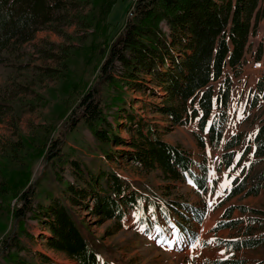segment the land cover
<instances>
[{"label": "trees", "instance_id": "16d2710c", "mask_svg": "<svg viewBox=\"0 0 264 264\" xmlns=\"http://www.w3.org/2000/svg\"><path fill=\"white\" fill-rule=\"evenodd\" d=\"M116 1L0 0V75L7 73L6 79L15 85L9 93L0 90V114L19 110L21 115L20 107L35 110L40 102L46 107L57 99L53 116L67 120L69 133L86 129L96 141L89 163L75 150L65 149L66 133L52 140L54 126L46 124L34 126L31 137L19 130L16 140L0 147V231L6 232L10 219L15 223L2 240L0 264H37V256L50 259L29 245L36 238L26 227L28 218L47 227L49 248L78 264H113L101 257L103 250L115 249L93 234L77 206L98 223L121 221L131 209L143 220L149 219L148 211L166 217L171 212L182 233L192 236L207 215L206 203L193 202L185 187L192 183L194 192L209 190L208 161L194 159L190 149L166 141L151 122L138 118L132 104L128 107L127 89H135L145 74L152 75L167 93L157 111L173 126L195 123L198 130L192 134L201 147L221 148L232 88L227 68L237 76L244 67L264 16L261 0H138L122 30L112 37L108 16ZM74 22L83 31L93 29L90 42L85 34L78 35V44L62 49L57 66L30 68L32 58L23 46L40 30L63 31ZM261 55L260 46L257 57ZM47 78L53 81L44 94L39 89ZM257 87L264 96V77ZM28 90L31 99L21 95ZM122 111L127 112L131 140L118 129ZM242 143L243 134L238 133L222 147L220 166L241 168L220 205L264 190V117L237 157L236 147ZM124 145L132 149H117ZM250 151L254 160L246 166L243 161ZM42 158L51 162L55 175L54 184L51 179L45 182L51 185L45 200L39 184L46 174L31 186L34 165ZM119 158L134 162L146 178L132 181L105 162ZM65 168L72 179L64 177ZM235 211L248 218L234 217ZM227 229L229 236L218 239L233 253L201 264H264V209L240 202L226 206L213 231Z\"/></svg>", "mask_w": 264, "mask_h": 264}, {"label": "rangeland", "instance_id": "374dc122", "mask_svg": "<svg viewBox=\"0 0 264 264\" xmlns=\"http://www.w3.org/2000/svg\"><path fill=\"white\" fill-rule=\"evenodd\" d=\"M133 4L134 0L116 1L108 16V21L113 25L112 37L118 35V31L122 30L126 21L131 16L129 12ZM89 9L90 7L86 10L88 11ZM261 13L264 15V0H261ZM262 20V24L258 27L260 34L253 38V41L255 49L261 46L264 58V16ZM77 25V22L66 25L63 27V31L58 29L38 31L35 38L23 46V49L32 58L29 61L31 64L29 67L32 68L35 65L43 68L57 66L61 59L60 54L62 49L72 44H78V35L85 34L86 37L84 38H86V42H90V33L93 29L83 31ZM162 26L165 30H168L165 22L162 23ZM251 57L248 56L247 68H244V66L241 73L237 76L233 74L230 68H227L228 74L232 77V88L228 106L229 120L226 125L224 142L221 148L212 147L210 144L201 147L192 134L193 130H198L195 123H190L186 126H173L167 116L157 111L158 107L163 104L164 96L167 93L164 90V85L159 83L158 79H153L152 75L145 74V79L139 80L135 89L126 88L130 95L128 107L132 104V109L138 118H143L144 122H151L156 128L158 135L166 141L181 144L190 149L194 159L201 161L206 158L208 161L210 167L209 190L204 193L194 192L195 187L192 183H188L185 187L187 196L193 202L206 203L207 215L202 223L197 224L195 229L196 235L192 236L182 233L178 225V217L171 212L166 217L160 212L153 215L151 211H148L147 216L149 219L143 220L139 211L131 209L121 221L106 220L98 223L95 216L90 215L81 206H77V213L85 220L93 234L101 238L106 246L115 249L114 253L103 250L101 259H109L113 264H201L204 261L218 257H227L233 253V251H227L218 239L228 237L231 231L228 229L219 232L213 231L224 208L230 204L240 202L248 206L264 209V190L258 196H250L243 199L233 198L223 205L219 204L226 195V190L231 187L232 179L240 174L241 168L230 169L220 166L222 147L225 141L233 134H243V143L236 147L237 157H239L246 145L249 144V140L253 137L264 117V96L262 91L257 87L258 80L262 77H258L257 72L250 69L254 59ZM262 72H264V64H262ZM6 75L7 73L5 72L0 75V90L3 88L5 92L9 93L8 91L12 87L14 88L15 85H12L14 81L11 82V80L6 79ZM14 78L16 79V77ZM52 81V78H47L45 81L47 85L41 87L39 90L46 94V88ZM218 85L219 82H215L216 88H218ZM21 95L25 97L28 95L26 99L33 97V93L29 92V90L21 93ZM56 100L46 107H43V103L40 102L41 106L35 108V110H32L30 106L20 107L22 111L20 112L21 115L18 113L19 110H17L18 112L14 110L11 113L0 114V147L12 140H16L19 130L27 135V137H31L34 126L46 124L48 127L54 126V132L51 136L52 140L63 137L66 133L65 139H67V143L65 149L71 148V151L75 150L86 163H89L93 148L96 146L93 135L90 131L81 128H77L69 133L66 130L67 120L65 118L56 119L53 116ZM121 114L120 122L122 124L118 126L119 132L124 138L131 140L132 133H130L127 127L129 123L126 118L127 112L122 111ZM110 118L112 119L113 117L111 116ZM15 123H18V129L15 127ZM38 135L41 136L42 133L38 132ZM120 148L125 150L132 149L128 145L117 147V149ZM253 160L254 156L252 151H250L245 157L243 164L248 166ZM105 162L117 168L122 175L132 181L146 178V175L141 173L138 165L134 164V162H128L125 158L106 160ZM43 174L46 175L43 178L45 179L44 183L39 184V195L42 200H45L51 188V185L45 182H49L51 179L52 184H54L55 176L53 165L51 162L47 163L45 158L40 159L34 165L31 186H35L36 179ZM63 174L66 179H72L69 168H65ZM149 177L155 182H159L153 175ZM15 201L12 204H15ZM241 216L245 219L248 218L247 214L242 215L239 211H235L234 217ZM14 225V221L10 219L6 232L0 231V251L3 247V238H6L5 235L10 233ZM26 227L36 238V242L29 241L32 249L50 257V259L44 260V257L37 256V264H78L66 254L55 251L47 246L46 236L44 235L50 234V232L37 219L28 218ZM173 241L175 243H172ZM205 241L213 242L204 244L203 242ZM193 245L203 246L194 247ZM25 253V251L21 252L22 255ZM236 254L242 255L244 253L237 252ZM2 262V264H6L4 260Z\"/></svg>", "mask_w": 264, "mask_h": 264}, {"label": "built area", "instance_id": "2783aa9c", "mask_svg": "<svg viewBox=\"0 0 264 264\" xmlns=\"http://www.w3.org/2000/svg\"><path fill=\"white\" fill-rule=\"evenodd\" d=\"M135 1V3L138 1V0H134ZM262 64H263V62L262 61H257V62H255V68H260L261 70H262ZM263 74H264V72H263Z\"/></svg>", "mask_w": 264, "mask_h": 264}, {"label": "crops", "instance_id": "0c3cea01", "mask_svg": "<svg viewBox=\"0 0 264 264\" xmlns=\"http://www.w3.org/2000/svg\"><path fill=\"white\" fill-rule=\"evenodd\" d=\"M262 22H263V20L260 21L259 26L262 24ZM253 38H255V37H253ZM248 59H249V58H248V55H247V60H248ZM246 63H247V61H246ZM246 63H245V65H244V66H245L244 68H247V67H246ZM251 65H252V64H251ZM250 69H252L253 71H256L255 69L252 68V66L250 67ZM256 72H257V71H256Z\"/></svg>", "mask_w": 264, "mask_h": 264}, {"label": "snow or ice", "instance_id": "6c2138e0", "mask_svg": "<svg viewBox=\"0 0 264 264\" xmlns=\"http://www.w3.org/2000/svg\"><path fill=\"white\" fill-rule=\"evenodd\" d=\"M227 186V185H226ZM213 241H205V242H203L204 244H209V243H212ZM172 243H175L174 241L172 242ZM194 247L195 246H203V245H193Z\"/></svg>", "mask_w": 264, "mask_h": 264}]
</instances>
